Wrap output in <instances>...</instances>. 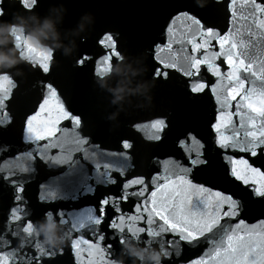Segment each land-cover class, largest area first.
I'll return each instance as SVG.
<instances>
[{
    "label": "snow or ice",
    "instance_id": "obj_1",
    "mask_svg": "<svg viewBox=\"0 0 264 264\" xmlns=\"http://www.w3.org/2000/svg\"><path fill=\"white\" fill-rule=\"evenodd\" d=\"M20 4L31 10L37 0H20ZM239 5L240 0H225V31L206 26L189 12L173 16L165 30L167 41L155 45V59L161 67L154 72L166 79L168 72L165 69L178 71L186 78V86L192 94L210 93L217 105L215 122L211 123L210 129L227 174L250 186L253 196L264 198V170L254 167L244 156L234 155L237 152L250 157L264 154V0H243V5ZM243 6L247 8L246 13L242 10ZM0 15H3L2 8ZM178 20L183 21L185 26L180 39L175 35ZM17 40L22 52L29 54V65L48 73L53 57L35 49L20 37ZM98 43L106 49L95 61L96 75L99 76L113 59L120 56V52L111 33H105ZM165 50L171 53L170 60L160 57L159 53ZM87 59L84 57L78 63L83 64ZM217 61L225 64L228 70L222 71ZM202 69L214 78V82L204 80ZM16 87L12 73L0 75V127L11 123L6 102L12 98ZM45 88L47 95L39 104V110L27 115L23 122L22 141L28 147L15 159H24V165L8 169L7 174L0 175V179L10 182L15 188L16 202L9 209L4 229L0 230V242L5 247H10L12 243L8 237L16 238L21 229L30 226L31 220L21 207L24 185H18L16 179L18 174L35 171L37 161L56 167L67 166V174L80 167L90 168L99 181L93 183L102 186L117 183L113 173L125 177L132 169L131 157L126 151L132 147L128 140L121 142V151L101 149L83 133L81 117L66 109L58 98L57 89L50 83ZM49 97H57L55 119L51 117ZM42 112L47 119H39ZM61 121H70L71 127H62ZM133 127L138 132L143 131L140 124ZM167 127L164 119L152 120L148 122V134L144 138L160 141ZM178 147L183 151V160L169 157L157 161L160 167L155 175L147 179L143 175L127 179L122 183L118 196L106 197L100 201L99 209H90L86 214L73 218L71 230H84L91 234L88 239L81 236L71 240L74 264H85V253L87 264H107V248L103 246L105 235L100 226L108 207L116 215L107 226L123 238L127 233L128 238L140 239L141 234L146 233L148 240H159L163 249L177 257L184 246L196 247L201 242L210 246L202 255L189 260L188 264H264V220L247 224L244 219H239L241 202L232 194L193 182L190 178L193 172L209 163L204 157V144L195 135L187 133L178 141ZM3 151L7 149L0 150ZM106 157L112 159L105 160ZM4 171L0 168V172ZM54 195L49 192L48 198H54ZM131 198L139 202L132 214H123L119 205ZM39 199L44 201L46 196L41 195ZM59 215L61 223H69L63 213ZM227 221L232 222L226 226ZM141 222L146 226H140ZM166 235L173 239L165 240ZM30 245L36 252L31 256L25 253L15 262L10 261L8 253L0 252V264H41L42 258H51L58 253L62 255L64 251L63 248L60 251H45L38 242H30Z\"/></svg>",
    "mask_w": 264,
    "mask_h": 264
},
{
    "label": "water",
    "instance_id": "obj_2",
    "mask_svg": "<svg viewBox=\"0 0 264 264\" xmlns=\"http://www.w3.org/2000/svg\"><path fill=\"white\" fill-rule=\"evenodd\" d=\"M242 5L243 0H240L239 6ZM0 8L3 9L0 21H13V14L20 13L26 18L29 31L42 23L44 17H51L57 21L56 27L62 44L71 48L75 43V49L68 55L64 54L63 47L53 53L48 73L26 63L4 70L13 74L17 87L13 90L12 98L6 102L7 111L12 118L11 123L0 127V150L7 149L0 152V168L5 170L0 172V175L7 174L8 169L24 165V159H15V156L28 147L22 141L23 122L27 115H33L39 110V104L47 95L45 85L49 83L57 89L58 98L66 109L81 117L83 133H86L93 143L100 145L101 149L121 151V142L124 140L132 144V147L126 150L131 157L132 169L125 177L113 173L114 179L117 180L115 185H97L99 181L90 168L80 167L67 174V166L56 167L39 161L35 164V171L17 175L16 183L24 185L21 207L24 208L28 219L32 222L42 221L45 213L51 211L54 220L59 221V213H63L64 219L69 221L64 226L68 236L63 246V254L58 253L51 259L74 262L70 250L71 240L81 236L88 239L91 234L84 230H71L73 218L86 214L90 209H99L100 201L106 197L118 196L122 183L127 179L140 175L147 179L155 175L160 167L157 161L169 157L183 160V151L178 147V141L185 138L189 132L204 144V157L209 161L206 167L197 168L193 172L190 177L193 182L232 194L241 202L239 219H244L247 224L264 220V198L253 196L250 186L241 184L227 174L222 154L210 129L217 113V105L210 93L205 91L200 95L192 94L186 86V78L178 71L165 69L164 71L168 72L166 79L156 76L154 72V69L161 67L155 59V45L167 41L165 30L171 18L179 12H189L200 18L206 26L225 31V0H37L36 6L31 10L25 9L20 0H0ZM242 10L246 13V6H243ZM33 13L36 18H31ZM80 25H83L82 30ZM183 31L184 22L178 20L175 33L177 39L181 38ZM105 33L114 36L120 55L125 56V60L118 65L120 71H116L117 59H113L107 70L98 76L95 61L106 51L100 47L98 41ZM81 37L85 39L81 41ZM0 47L7 50L12 45L9 43ZM159 55L166 61L171 59L168 50ZM84 57L89 59L83 64L78 63ZM217 63H220L222 71L228 70L225 64L220 61ZM145 66L147 71L144 70ZM133 70H137L136 75H132ZM201 71L206 82H214V78L204 69ZM129 80L132 86L144 83L146 90L113 104V93L108 89L115 87L118 82ZM103 81H107L105 86H101ZM148 96L151 97L150 101ZM49 100L52 107L51 117L55 119L57 97H49ZM47 118L43 112L39 117L40 120ZM155 119H164L168 125L160 141L144 138L148 134V122ZM136 124L141 125L142 132L134 129L133 125ZM61 126L71 127V122L61 121ZM234 155L244 156L254 167L264 170V154L250 157L237 152ZM49 192L55 194L54 198H48ZM41 195L46 196L44 201L39 199ZM14 196L15 188L11 183L0 179V230L5 227L9 209L16 203ZM137 202L139 201L136 198L121 202L119 206L122 213L132 214ZM115 215L113 209L108 207L104 222L100 226L105 235L103 246L107 248L106 259L108 261L123 256L125 264H133L134 258L124 255L121 251V234L107 226ZM231 222H225L226 226ZM140 226L146 225L141 222ZM124 237L138 247H143L145 240L149 239L146 233L141 234L140 239L128 238L127 233ZM8 239L12 241L11 246L5 247L3 242H0V249L12 251L16 248V238ZM164 239L173 237L166 235ZM36 242L38 239L34 240L33 244ZM149 242L154 245L160 243L159 240ZM209 247L203 242L196 247L184 246L179 257L173 254L165 259L163 264H188L189 260L202 255ZM35 252L36 249L30 245L18 253L33 255ZM84 256L87 263V253Z\"/></svg>",
    "mask_w": 264,
    "mask_h": 264
},
{
    "label": "clouds",
    "instance_id": "obj_3",
    "mask_svg": "<svg viewBox=\"0 0 264 264\" xmlns=\"http://www.w3.org/2000/svg\"><path fill=\"white\" fill-rule=\"evenodd\" d=\"M88 17L90 18V16ZM31 18H36L34 13ZM56 23L57 21L55 19L46 16L43 18L42 23L29 31L26 26V18L20 13L13 14V21H0V46L9 43L12 45V47L7 50L0 47V75L7 76L8 72L4 70L14 68L17 64H29V54L21 51V47L18 46V37L35 49L46 52L52 57L53 53L62 47L64 48L65 55L72 52L75 49V43H73L71 48L65 47L62 44ZM80 29H83V25H80ZM84 39V37H81V41ZM124 60L125 56L123 55L117 58L116 71H120L118 65ZM144 70L147 71L146 66ZM136 74L137 70H133L132 75ZM106 84L107 81H103L101 86H105ZM108 90L113 93L112 103L117 104L125 100L126 97L140 94L146 89L144 83H137L135 86H132L129 80L128 82H118L115 87H110ZM147 99L150 101L151 97L148 96ZM137 106L139 107L142 105ZM109 118L111 119L113 117ZM29 225L30 226L26 229H21L16 235L17 246L15 249H12L9 256L27 248L30 246V242L36 239H38L39 247L45 251H60L65 245L68 236L64 227L65 225L61 223L60 220H54L51 211L45 213V217L42 221H29ZM133 239H135V237H133ZM120 240L123 241L121 243L122 253L134 258L133 264H136L137 261L139 264H149V262L150 264H163V261L171 256L160 244H151L149 240H145L143 247H138L136 244L129 242L128 239L123 237H121ZM107 264H125V261L123 256H121L120 258L109 259Z\"/></svg>",
    "mask_w": 264,
    "mask_h": 264
}]
</instances>
